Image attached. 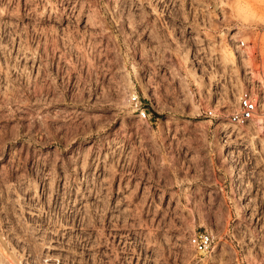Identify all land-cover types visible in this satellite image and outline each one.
Returning <instances> with one entry per match:
<instances>
[{
	"label": "rangeland",
	"instance_id": "374dc122",
	"mask_svg": "<svg viewBox=\"0 0 264 264\" xmlns=\"http://www.w3.org/2000/svg\"><path fill=\"white\" fill-rule=\"evenodd\" d=\"M211 4L214 27L150 59L152 0H0V264H198L201 231L206 264H264V107L227 135L200 115L247 85L264 100V0ZM131 86L158 124L123 106Z\"/></svg>",
	"mask_w": 264,
	"mask_h": 264
},
{
	"label": "built area",
	"instance_id": "2783aa9c",
	"mask_svg": "<svg viewBox=\"0 0 264 264\" xmlns=\"http://www.w3.org/2000/svg\"><path fill=\"white\" fill-rule=\"evenodd\" d=\"M166 1L167 0H152L149 13H151L152 17L157 18L155 19L157 22L163 21L164 12L161 8L163 5H166ZM203 1L204 0H194L193 4L195 7L191 8V12L189 13L190 18L181 23L179 27L184 30V33L192 35L191 37L194 39L197 38V33L205 35L204 30H209L214 27L215 20H219L221 17V10L219 8L213 9L211 0H208L210 4H204ZM214 14H217L218 17L215 18ZM179 28L176 29L178 30ZM239 47L241 49L246 48V42L241 41ZM246 55L249 57L248 52H246ZM251 75L253 79V74L251 73ZM223 81V85H228L229 87L233 79L228 76V78H224ZM256 88L254 84L251 86H244L239 93L236 109L227 116L219 115L213 109L203 110L200 115L209 119L212 123L215 122L216 125L224 127L222 128V132L226 133V135L233 134L234 131L239 130V128H242L244 132L245 127L255 122L262 106ZM131 102V109L137 114L140 120L147 123L158 124L159 117L155 116L151 111L150 103L145 101L138 93L137 96L132 97ZM235 133L237 132L235 131ZM233 182L234 180L232 178V185ZM188 245L200 256L197 262L198 264H206L205 258L213 254L217 247L215 236L208 231L195 232L191 235Z\"/></svg>",
	"mask_w": 264,
	"mask_h": 264
},
{
	"label": "crops",
	"instance_id": "0c3cea01",
	"mask_svg": "<svg viewBox=\"0 0 264 264\" xmlns=\"http://www.w3.org/2000/svg\"><path fill=\"white\" fill-rule=\"evenodd\" d=\"M194 0H167L166 5H163L161 9L164 12V17L162 18L163 21L157 22L155 19L152 18L150 14V21L147 24L139 25L140 33H145V29H147V34L144 38V41L149 44V57L150 59H153V55H159L161 53H167L160 52V46L161 45H167L170 41L168 33L171 29H176L181 26V23H183L185 20L189 19V13L191 12V8L195 7L193 4ZM204 4H210L208 0L203 1ZM146 26V27H145ZM162 29L165 30V34H167V37L163 36ZM160 34V35H159ZM160 52V53H159ZM225 85L221 87L222 90H224ZM220 90L219 93L222 95L224 91ZM152 105V104H151ZM155 108L151 106V111L153 112ZM154 114V112H153ZM155 115V114H154ZM169 172L165 170L163 173L156 172V174H149L150 178L154 177L153 180L156 183H161V180L163 181V186L167 188H175V181L173 179V176L168 174ZM232 176V173H230V177ZM180 180L181 183H188L189 177L187 171L180 173ZM232 178L229 180V187L231 188L232 184Z\"/></svg>",
	"mask_w": 264,
	"mask_h": 264
},
{
	"label": "bare ground",
	"instance_id": "6f19581e",
	"mask_svg": "<svg viewBox=\"0 0 264 264\" xmlns=\"http://www.w3.org/2000/svg\"><path fill=\"white\" fill-rule=\"evenodd\" d=\"M132 88H130L129 90H127V93H130L129 95H125L124 96V99H123V106H125V107H128V106H130V103H131V105H132V102H131V100H132V97L133 96H137V93L135 92V90H133V86H131ZM126 93V92H125ZM147 94V93H146ZM147 96V95H146ZM148 96H149V94H148ZM147 96V97H148ZM131 98V99H130ZM264 98V97H263ZM261 104H263L262 106L264 107V100H261ZM259 116V115H258ZM260 116H262V115H260ZM259 118V120H258V125H259V129H263L264 128V116H262V117H258ZM222 144V143H221ZM222 146H223V144H222ZM224 148V147H223ZM223 154L224 155H226V150L224 149L223 150ZM230 170V173H232L233 175H232V177H233V180H234V182H233V185L231 184V189H233L234 190V198L237 200V201H239L240 202V208H242V209H245V203L242 201V191H241V189H240V182H241V176L239 175L240 173H238L239 171H238V167H237V165L235 164V163H233V164H231V166H230V168H229ZM232 182V181H231Z\"/></svg>",
	"mask_w": 264,
	"mask_h": 264
}]
</instances>
